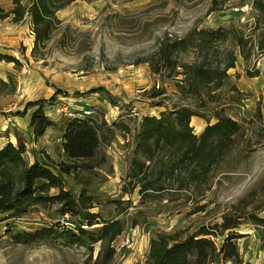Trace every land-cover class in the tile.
Segmentation results:
<instances>
[{
    "label": "rangeland",
    "instance_id": "obj_1",
    "mask_svg": "<svg viewBox=\"0 0 264 264\" xmlns=\"http://www.w3.org/2000/svg\"><path fill=\"white\" fill-rule=\"evenodd\" d=\"M12 7L10 0H0V10ZM11 15L0 18V52L13 55L18 64L0 60V78L14 84L12 91L0 93V126L1 118L20 117L40 105L48 119L56 120L49 125L54 139L70 118L65 110L87 109L84 115L95 118L99 142L91 157L71 162L56 141L51 147L23 146L22 154L27 162L50 167L73 196L84 191L96 220H121L122 230L109 243L113 253L104 264H147L148 241L158 233L181 239L204 227L218 246L226 233L219 227L223 219L234 221L230 229L238 237L251 227L264 232V221L254 220L264 217V0H71L54 11L58 21L33 53L30 17L24 12L13 21ZM201 28L221 29L222 35H209L203 43ZM182 36L187 45L177 65L161 66L158 48ZM228 56L232 66L197 85L195 93L179 82L202 59L211 73L222 71ZM182 104L197 114L189 119L195 134L217 113L236 119L241 131L201 180L172 175L161 178L160 190L145 192L140 184L155 178L167 150L154 149L151 161L135 151L140 118ZM6 130L15 131L7 123L0 141ZM135 161L142 162L140 171ZM57 162L73 166L62 172ZM54 192L52 187L36 194ZM53 224L93 229L100 222L86 225L76 215L61 213L55 201H38L17 215L0 212V264H101L106 241L80 245L56 233L21 244L9 236L10 231ZM207 264L232 263L214 258Z\"/></svg>",
    "mask_w": 264,
    "mask_h": 264
},
{
    "label": "trees",
    "instance_id": "obj_2",
    "mask_svg": "<svg viewBox=\"0 0 264 264\" xmlns=\"http://www.w3.org/2000/svg\"><path fill=\"white\" fill-rule=\"evenodd\" d=\"M26 4L20 0H10L13 7L9 11L0 10V18L12 13L13 21L21 18L22 13L30 17L31 31H33V42L31 53L37 47L38 42L47 40L51 29L58 19L54 11L71 0H27ZM198 34L203 43L209 39V35L217 33L221 36V29H199ZM203 43L201 44L203 46ZM264 37L260 46H263ZM187 45L185 36L165 40L157 50V56L161 66L173 69L177 65L178 53ZM236 45L241 46L240 37ZM201 48L200 46H198ZM0 60L12 61L18 64L17 59L6 52H0ZM233 57L228 56L222 71L211 73L212 69L200 60L190 65V74L181 77L188 85L190 92L197 91V85L211 82L214 77L223 74L225 68L232 66ZM183 65V64H182ZM152 67V70H155ZM217 74V75H216ZM14 84L11 78L3 80L0 78V93L4 90L12 91ZM264 99V91L262 92ZM264 105V103H263ZM192 115H197L190 106L182 104L171 109L162 110L158 115H142L138 127V135L135 142V151L143 155L145 160L151 161L154 149L165 148L167 150V161L158 168L156 176L150 180H144L140 189L160 190L161 178L172 175H183L180 180L190 178L199 181L205 177L213 162L219 158L230 147L233 138L241 131L240 123L228 114L217 113L215 119L206 122L202 129L195 134L189 125ZM31 134L34 138L41 135L43 130L53 124L42 112V106L33 110L29 117ZM98 124L95 118L88 115L68 118L61 131L60 147L65 157L73 161L91 157L99 142ZM23 143L18 140L15 144L6 141L0 146V212L17 215L22 213L26 206L38 201H55L59 204L61 213L76 215L86 225L100 222L97 228L87 229L80 224L74 227H57L53 225H42L38 228L10 231L9 236L14 241L24 244L39 241L56 233L66 237L67 242L88 245L100 240L106 241L103 254L100 257L101 264L108 260L113 249L109 243L122 230V222L118 218L97 219L96 212L88 211L90 202L84 191H80L75 197L68 190L63 189L61 178L44 163L37 160L27 162L24 158ZM60 171L66 172L73 165L71 163L57 162ZM136 170L140 171L142 162L135 161ZM145 178V176H142ZM37 179L40 181L36 182ZM182 183V182H181ZM55 188L52 194H41L36 192L47 191ZM255 221H264V217H254ZM234 221L223 219L219 224L221 230H226L218 246H214L211 239L212 232L201 227L197 231L187 234L179 239L173 233H158L148 241L145 263L147 264H207L208 261L218 258L220 261L230 260L232 264H248L241 260L238 255L233 239L240 236L230 228ZM101 250L98 249V258Z\"/></svg>",
    "mask_w": 264,
    "mask_h": 264
},
{
    "label": "crops",
    "instance_id": "obj_3",
    "mask_svg": "<svg viewBox=\"0 0 264 264\" xmlns=\"http://www.w3.org/2000/svg\"><path fill=\"white\" fill-rule=\"evenodd\" d=\"M27 111L25 113H22L20 117L14 114L1 118L2 120V124L0 126L1 130L5 129L7 127V123H9L10 125H13L15 131L20 136L22 135L23 137L22 138L18 137V134H16L15 131L11 132L10 130H6V135H7L6 139L0 141V146L3 145L7 140L15 144L17 139L22 141L24 149L28 147H36L37 145L40 144L41 145L45 144V146L51 147V145L54 144V141L60 144L61 136H57L54 139L55 135L50 130L51 126H47L43 130L41 135H38L36 136V138H34L33 135L31 134V127L29 124L30 121L29 117L31 112L33 111V108L31 112L28 113ZM43 114H45L44 111ZM21 118L24 119V123L22 122ZM193 121L197 123L196 120ZM0 138H3V136H0ZM59 151L62 152L61 147ZM242 233H244V235L238 237V241L235 242V244L237 245V252L240 258L243 261H247L248 264H264V232L257 228L254 229L253 227H251L246 229L245 231H242Z\"/></svg>",
    "mask_w": 264,
    "mask_h": 264
},
{
    "label": "built area",
    "instance_id": "obj_4",
    "mask_svg": "<svg viewBox=\"0 0 264 264\" xmlns=\"http://www.w3.org/2000/svg\"><path fill=\"white\" fill-rule=\"evenodd\" d=\"M246 5L243 4L242 6H240L239 8H245ZM238 7H233V9L237 10ZM88 112L87 109H82L81 112L79 113H74V112H71L69 109L68 110H65L64 113L66 114L67 117H71V116H75V115H84Z\"/></svg>",
    "mask_w": 264,
    "mask_h": 264
}]
</instances>
